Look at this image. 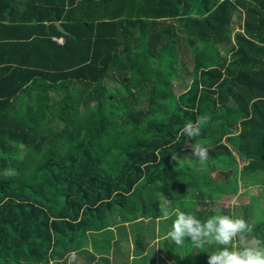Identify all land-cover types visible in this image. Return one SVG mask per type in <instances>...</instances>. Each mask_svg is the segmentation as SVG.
<instances>
[{
    "label": "trees",
    "instance_id": "16d2710c",
    "mask_svg": "<svg viewBox=\"0 0 264 264\" xmlns=\"http://www.w3.org/2000/svg\"><path fill=\"white\" fill-rule=\"evenodd\" d=\"M256 184L264 0H0V264H207L217 246L177 247L159 204L204 221Z\"/></svg>",
    "mask_w": 264,
    "mask_h": 264
},
{
    "label": "clouds",
    "instance_id": "9594fccd",
    "mask_svg": "<svg viewBox=\"0 0 264 264\" xmlns=\"http://www.w3.org/2000/svg\"><path fill=\"white\" fill-rule=\"evenodd\" d=\"M179 135H186L190 139L199 137L200 121H189L180 130ZM191 155L201 164H205L209 160V149L202 141L197 142L192 146ZM4 175L15 177L18 173L8 168ZM168 204L165 198L159 204V210L161 219L172 220L166 238L177 247L182 248L186 240L190 241L195 249L216 245V250L207 256V264H264V238L257 237L253 226L245 219L217 214L201 221L194 214L180 208L170 209Z\"/></svg>",
    "mask_w": 264,
    "mask_h": 264
},
{
    "label": "rangeland",
    "instance_id": "374dc122",
    "mask_svg": "<svg viewBox=\"0 0 264 264\" xmlns=\"http://www.w3.org/2000/svg\"><path fill=\"white\" fill-rule=\"evenodd\" d=\"M239 28H240V25L239 26L236 25V27L233 28L232 33H237ZM173 85H174V90L176 92H179L180 90L184 89V87L182 85H180L179 82H173ZM179 155L182 158H184L185 160H187L189 154H188V152L184 151ZM175 160H173V161H175ZM242 192H244V193L242 194ZM263 192H264L263 186H260L257 184L246 187V188L242 187L241 189H239V192H238L239 195L238 194L236 196L230 195L227 197L223 196L220 199L214 198L215 196H213V199L211 201L206 200L207 205H206L205 209L207 208L210 212L213 211V212H216L219 214H223V212L228 211L232 217L237 215V218H243V213H245V211H243V209L246 208V209L250 210V211H248V219L246 218V220L249 224H254L255 222H259V221L264 220V204L262 203V200L264 198ZM252 196L258 197V200L255 201V203L252 202V199H251ZM181 207H182V209H185L184 210L185 212L192 214L191 210L187 209V207H188L187 203H183L181 205ZM196 208L202 209L204 207L197 205ZM240 212H242V213H240ZM171 224H172V222H171ZM146 225H147V223H146ZM152 227H151V229H154ZM165 228H166V224H164V223L160 224L158 227V230H157V228H155L154 232L163 231ZM148 241H149V243H146L145 247H146V245H148V246L152 245L153 241H150V240H148ZM130 243H131V241L128 243V245ZM130 248H131V245H129V249ZM150 253L151 252L146 251L144 249L143 255L146 256V255H149ZM204 255H201V253H199L196 255V257L201 259V257ZM165 256H166V254H164L163 251L161 252V255L157 254L156 258L154 259V264H177V262L174 259H168V261H165V259H166ZM129 257H131V256H129ZM130 260L131 259H129L128 261H130ZM110 261H112V258L110 259ZM200 264H204V262H202Z\"/></svg>",
    "mask_w": 264,
    "mask_h": 264
},
{
    "label": "water",
    "instance_id": "95a60500",
    "mask_svg": "<svg viewBox=\"0 0 264 264\" xmlns=\"http://www.w3.org/2000/svg\"><path fill=\"white\" fill-rule=\"evenodd\" d=\"M55 26L57 27V29H58L61 33L65 34V32L60 28V26H59L58 24H56ZM245 164H247V163H245ZM245 218H246V214L243 213V219H245Z\"/></svg>",
    "mask_w": 264,
    "mask_h": 264
},
{
    "label": "crops",
    "instance_id": "0c3cea01",
    "mask_svg": "<svg viewBox=\"0 0 264 264\" xmlns=\"http://www.w3.org/2000/svg\"><path fill=\"white\" fill-rule=\"evenodd\" d=\"M56 25V24H55ZM59 25V24H58ZM61 28V27H60ZM59 31V30H58ZM59 40V41H58ZM56 41L58 42V43H62L63 42V39H61V38H57L56 39ZM156 258V257H155Z\"/></svg>",
    "mask_w": 264,
    "mask_h": 264
},
{
    "label": "built area",
    "instance_id": "2783aa9c",
    "mask_svg": "<svg viewBox=\"0 0 264 264\" xmlns=\"http://www.w3.org/2000/svg\"><path fill=\"white\" fill-rule=\"evenodd\" d=\"M59 41V40H58Z\"/></svg>",
    "mask_w": 264,
    "mask_h": 264
}]
</instances>
